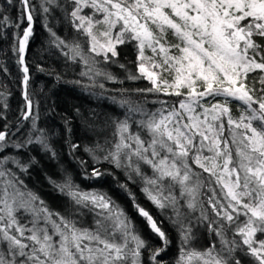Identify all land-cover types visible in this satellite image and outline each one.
Here are the masks:
<instances>
[{
  "label": "snow or ice",
  "instance_id": "obj_1",
  "mask_svg": "<svg viewBox=\"0 0 264 264\" xmlns=\"http://www.w3.org/2000/svg\"><path fill=\"white\" fill-rule=\"evenodd\" d=\"M17 2L19 22L14 26L20 29L25 18L27 21L22 36L17 32L15 40L25 85L26 106L21 115L24 120H32V127L24 140L9 143L5 124L0 131V151L6 147L26 149L33 144L50 150L46 133L37 127L32 115L33 103L27 92L29 68L25 51L33 35L35 7L31 0H6L7 5ZM69 4L73 27L90 38L89 50L102 55L105 62L118 56L117 44L137 42L140 76L128 71L127 78H145L152 84L137 92L182 97L171 103L154 101L160 105L154 112L122 100L121 107L127 105L125 118L114 121L117 139L102 158L129 170V179L133 178L132 173L143 179L145 196L177 230V264H241L234 254L244 251V246L245 255L264 264V240L257 237V233L264 234V95L257 98L255 90L246 83L250 73H264V43L258 42L264 41V0H69ZM53 5L59 7L56 0H41L40 8L47 15ZM85 8L93 9V16L82 15ZM96 14L102 18H94ZM11 23L0 12V27ZM97 25L105 26L106 30L100 33L106 38L104 43L94 34ZM117 26L120 30L113 36L112 30ZM48 30L58 47H69ZM169 32L179 43L168 41ZM145 49L151 50V57L145 55ZM70 51L72 59H83L78 43ZM146 62L160 72L146 68ZM164 72L170 80L162 75ZM95 75L116 79L102 68H96ZM260 84L264 91V76L260 77ZM232 102H239V117L232 114ZM133 115L140 117L135 121L136 132L131 131ZM70 148L75 150L78 145L70 143ZM85 150L94 162H100L96 151L104 152L105 148L97 144L96 149ZM9 161L21 171L28 167L15 157L0 158V178H4L0 180V264H143L142 249L149 251L152 264H162L161 253L172 243L169 233L163 221L141 206L126 185L120 187L128 191L138 215L159 238L161 246H149L133 219L106 193L84 191L71 178L57 187L73 202L72 214L54 213L43 201L37 204L39 197L18 187L22 181L4 168ZM142 165L151 168V176L145 175ZM104 175L95 167L90 175L85 171L89 179ZM213 179L219 193L212 186ZM177 186L179 196L174 191ZM206 186L212 192L207 203L215 218L197 200ZM181 201L190 212L199 203L200 215L195 224H206L208 231L219 238V249L215 243L203 251L191 247L194 225L182 211ZM83 209L94 214L91 227L80 226L74 218ZM168 210L171 215H166ZM21 212L31 219L21 222ZM240 216L245 217L243 223ZM233 225L234 235L229 240L227 232Z\"/></svg>",
  "mask_w": 264,
  "mask_h": 264
},
{
  "label": "trees",
  "instance_id": "obj_2",
  "mask_svg": "<svg viewBox=\"0 0 264 264\" xmlns=\"http://www.w3.org/2000/svg\"><path fill=\"white\" fill-rule=\"evenodd\" d=\"M31 2L35 11L33 13V35L29 39L25 54V64L29 68L27 92L33 103L32 115L36 117L37 127L46 133L50 150H45L38 144L29 145L28 148L21 150L6 147L0 151V158L15 157L20 164L28 167L27 171H21L16 164L9 161L4 165V168L15 173V177L22 181V184L17 185L18 187L34 193L39 197L36 203L39 204L40 201H43L44 205L54 213L69 215L74 212L75 206L69 196L62 193L57 187V185L63 184L67 178H71L73 184L84 191L106 193L120 209H123L133 219L149 246H161L159 238L150 232L143 218L138 215L128 191L120 187V185H126L141 206L149 210L158 220L163 221V226L169 233L172 243L165 252L161 253L162 264H177L180 256L177 230L169 223L166 216H162L160 211L147 199L142 191L143 179L134 173H132L133 178L129 179V170L123 167L117 168L102 158L106 154V150L112 148L117 139L114 121L125 118L127 105L121 107L122 100H129L133 105H143L146 111L154 112L159 108V104L154 101L168 100L171 103L182 97H166L162 93L136 91L152 87L151 82L145 78L136 80L127 78L128 71L140 76L136 41L117 44L118 56L111 57V61L114 62H105L102 55L97 56L89 50L90 38L73 27L72 19L68 15L71 11L69 0H56L59 7L53 5V10L47 15L40 8L41 0H31ZM19 9L18 2L14 5H7L6 0H0V12L8 16L12 22L0 27V131L4 130L5 124L8 125L9 143L12 140H24L32 127V120H24L21 115L26 106L23 97L24 73L23 65L18 63L15 40L17 32L22 36L23 28L27 27V21L25 18L20 29L14 26L19 22ZM81 14L93 16V10L85 8ZM97 16L98 14L94 18H98ZM85 27H87V23H85ZM49 28L60 39L65 40L69 47H58L48 30ZM118 28L120 26L112 30L113 36ZM105 30L103 25H97L93 29L101 43H104L106 38L100 33ZM167 39L170 43H179L170 32ZM258 42L264 43V41ZM76 43L80 45L83 59L81 56L72 59L73 53L70 48ZM108 55L111 56V53ZM145 55L151 57V50L145 49ZM158 59L159 57H157ZM94 61H99V63L94 64ZM120 65H125V68H121ZM145 66L150 70L160 72V69L151 68V62H146ZM90 67H92V71H89ZM96 68L110 72L116 78L115 81L107 80L103 76H96ZM39 69H43V71ZM162 75L166 79H171L167 72ZM261 76H264V73L257 70L250 73L246 81L248 87L255 90L254 95L257 98L264 95V91H261ZM76 81L80 83L77 84ZM101 84L104 85L103 88L100 87ZM229 106L233 116L239 117L242 110L239 102H232ZM138 119H140L139 115H133L130 121L132 132L138 131L135 124ZM146 136L145 134V138ZM70 143L78 145V148L71 149ZM97 144L105 148L104 152L96 151V155L101 158L100 162H94L92 155L85 150L86 148L96 149ZM81 161L85 163L82 165ZM93 167L99 168L105 175L102 178H86L85 171L87 170L90 175ZM142 168L145 175H152L149 166L142 165ZM204 176L207 178L208 174L204 173ZM3 179L0 178V180ZM212 186L216 187V191L219 193L220 189L215 186L214 181ZM175 190L177 193L180 192L177 187ZM200 191L201 194L198 195L197 200L202 201L209 215L215 218L207 203L208 197L212 195L210 188L206 186ZM181 204L182 211L188 214V218L192 217L194 221L195 238L191 247L203 251L215 243L219 249V238L208 231L206 224H195L196 217L200 215L199 203L197 209L191 212L183 201ZM166 215H171V210H168ZM74 218L80 222L82 227H91L94 222L93 212L87 209L76 212ZM242 218L240 216L239 221ZM235 227L236 225H233L232 230L227 232L229 240L233 238ZM257 235L264 236L261 233H257ZM199 238L203 239V244L200 246L197 243ZM235 238L241 239L239 236ZM141 251L143 264H152L148 259L149 251L147 249ZM246 252L247 246H244V251H237L234 255L241 260V264H254L255 259L250 255H245Z\"/></svg>",
  "mask_w": 264,
  "mask_h": 264
},
{
  "label": "rangeland",
  "instance_id": "obj_3",
  "mask_svg": "<svg viewBox=\"0 0 264 264\" xmlns=\"http://www.w3.org/2000/svg\"><path fill=\"white\" fill-rule=\"evenodd\" d=\"M93 9H91V11H92ZM98 18H102V16H100V14H98V16H97ZM119 30H120V28H118V30H117V32H119ZM159 107H160V105H158ZM146 138H147V136H146ZM144 171V170H143ZM213 181H214V179H213ZM215 182V181H214ZM177 188H178V190L180 191V189H179V187L177 186ZM174 191H175V194L177 195V196H179V193H177L176 192V190L174 189ZM184 202V201H183ZM19 215L21 216V218H22V220H21V222H25L26 220H28V219H31V217L30 216H27L26 214H24L23 212H21V213H19ZM243 218H242V220L240 221V223H243V221L245 220V217L244 216H242ZM188 219H191L192 221H193V218L192 217H190V218H188ZM194 222V221H193ZM257 237H258V239H260V240H264V236H258L257 235ZM197 243H198V245L200 246L201 244H203V239L202 238H199V240L197 241ZM254 264H258V262L255 260V263Z\"/></svg>",
  "mask_w": 264,
  "mask_h": 264
},
{
  "label": "water",
  "instance_id": "obj_4",
  "mask_svg": "<svg viewBox=\"0 0 264 264\" xmlns=\"http://www.w3.org/2000/svg\"><path fill=\"white\" fill-rule=\"evenodd\" d=\"M27 47V46H26ZM25 54H26V51H25ZM23 88H24V91H25V85H24V82H23ZM23 97H24V93H23Z\"/></svg>",
  "mask_w": 264,
  "mask_h": 264
}]
</instances>
